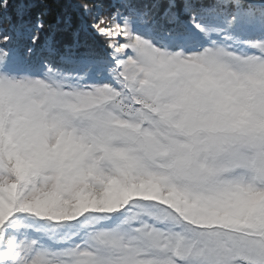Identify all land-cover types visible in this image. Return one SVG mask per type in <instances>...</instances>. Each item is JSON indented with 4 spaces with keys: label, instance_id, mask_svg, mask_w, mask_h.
<instances>
[{
    "label": "snow or ice",
    "instance_id": "1",
    "mask_svg": "<svg viewBox=\"0 0 264 264\" xmlns=\"http://www.w3.org/2000/svg\"><path fill=\"white\" fill-rule=\"evenodd\" d=\"M0 264H264V0H0Z\"/></svg>",
    "mask_w": 264,
    "mask_h": 264
}]
</instances>
